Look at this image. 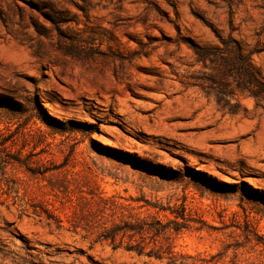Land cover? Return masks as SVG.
Listing matches in <instances>:
<instances>
[{
	"label": "rangeland",
	"instance_id": "rangeland-1",
	"mask_svg": "<svg viewBox=\"0 0 264 264\" xmlns=\"http://www.w3.org/2000/svg\"><path fill=\"white\" fill-rule=\"evenodd\" d=\"M233 40L264 80V0H0V264H264V100L196 54Z\"/></svg>",
	"mask_w": 264,
	"mask_h": 264
},
{
	"label": "trees",
	"instance_id": "trees-1",
	"mask_svg": "<svg viewBox=\"0 0 264 264\" xmlns=\"http://www.w3.org/2000/svg\"><path fill=\"white\" fill-rule=\"evenodd\" d=\"M226 50L223 52L218 47H196V54L198 60L207 64L210 62L213 68L227 77L232 73H239L242 76L241 90L247 92L249 96H254L259 100H264V80L258 76L255 67L249 54H246L241 45L236 41L225 42ZM218 64V65H217ZM217 91V102L219 105H241L239 102H232V98L236 95L235 92L229 91L227 83ZM226 86V87H225ZM173 213L176 211L172 210ZM181 217L185 221V214L176 213V218ZM143 222L140 218H136V223L126 221L124 225H117L115 227V240L119 232H138V225ZM177 225L173 227L176 233H181L183 225L176 221ZM173 256H176L175 254Z\"/></svg>",
	"mask_w": 264,
	"mask_h": 264
}]
</instances>
